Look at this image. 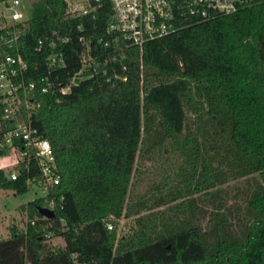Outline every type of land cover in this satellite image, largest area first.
Here are the masks:
<instances>
[{
    "label": "trees",
    "instance_id": "1",
    "mask_svg": "<svg viewBox=\"0 0 264 264\" xmlns=\"http://www.w3.org/2000/svg\"><path fill=\"white\" fill-rule=\"evenodd\" d=\"M91 3L84 14L70 12L68 0H32L19 46L7 49L28 62L25 82L39 83L46 53L37 40L54 31L69 37L59 45L65 64L51 77L71 84L53 93L37 84L28 92L38 104L16 111L49 141L60 181L20 204L26 220L0 236V264H264V0L184 21L142 49L129 47L106 73L99 66L77 74L79 36L91 45L108 37L109 0ZM3 107L0 156L15 119ZM172 155L181 158L179 184L131 195L137 161ZM34 177L31 160L15 179L0 170V188L23 193ZM240 180L229 195L226 185ZM46 198L54 200L51 218L37 210ZM133 215L118 235L113 223ZM54 236L62 243L51 245Z\"/></svg>",
    "mask_w": 264,
    "mask_h": 264
},
{
    "label": "built area",
    "instance_id": "2",
    "mask_svg": "<svg viewBox=\"0 0 264 264\" xmlns=\"http://www.w3.org/2000/svg\"><path fill=\"white\" fill-rule=\"evenodd\" d=\"M91 1L85 0L80 8H76L73 0H68L69 11L88 13L95 8ZM249 2L250 0H109L111 20L106 26L108 37L99 38L96 45H91L85 35L79 36L82 49L77 74H82L85 70L96 71L99 66H103L106 73L104 65L121 63L126 49L131 46L142 49L144 43L174 32L184 21L207 20L217 15L230 14ZM29 14L30 5L26 4V0H0V102L4 104L5 117L14 118L22 105L30 109L38 104L29 98L28 92L29 89L36 88L37 84L43 93H53L56 90L65 92L71 84L56 83L51 77L55 69L65 64L59 45L69 41V37H60L55 31L37 40L36 49L46 53V69L39 76L40 84L34 80L25 82L23 75L29 67L28 62L21 54H12L7 49L19 46L22 24ZM125 68V65H121V69ZM112 75L119 76L116 71ZM74 77L71 82H74ZM111 77L108 76L107 80H111ZM122 79H126V76L123 75ZM3 140L9 149L0 156V170L5 172L7 178L15 179L21 166L27 168L30 161L35 160L40 177L31 179L33 191L35 196L46 197L49 190L60 181L49 141L39 134L29 120L19 117H15L13 126L4 133ZM15 140L21 142L22 146L15 145ZM53 205V198H46L43 206L53 210ZM107 227L112 228V224L108 222Z\"/></svg>",
    "mask_w": 264,
    "mask_h": 264
},
{
    "label": "rangeland",
    "instance_id": "3",
    "mask_svg": "<svg viewBox=\"0 0 264 264\" xmlns=\"http://www.w3.org/2000/svg\"><path fill=\"white\" fill-rule=\"evenodd\" d=\"M32 0H26V4L30 5ZM85 0H73V5L76 8H80ZM163 156H155L151 159L141 160L136 163L137 171L134 173L131 184V195L143 193L148 191L154 196H158L160 192H165L169 188H172V184H177V168L181 161V158H176L174 155L170 156L169 160H164ZM164 184L160 191L157 186ZM179 184V183H178ZM244 185V181L237 182L230 181L226 188L229 191V195L234 192L235 186ZM135 196V195H134ZM35 197L33 189H28L23 193H15L11 189L0 188V236L6 238L10 234L9 226L16 224L23 226L26 220L25 213L19 208L20 204L26 203ZM232 196L228 199V202H233ZM134 217H121L113 223V227L116 228L118 235L129 232L130 227L134 224ZM51 245H58L62 243L60 237H52L49 241Z\"/></svg>",
    "mask_w": 264,
    "mask_h": 264
},
{
    "label": "water",
    "instance_id": "4",
    "mask_svg": "<svg viewBox=\"0 0 264 264\" xmlns=\"http://www.w3.org/2000/svg\"><path fill=\"white\" fill-rule=\"evenodd\" d=\"M37 210L44 216L46 217H53L54 216V211L52 209H49L47 207L44 206H37Z\"/></svg>",
    "mask_w": 264,
    "mask_h": 264
}]
</instances>
